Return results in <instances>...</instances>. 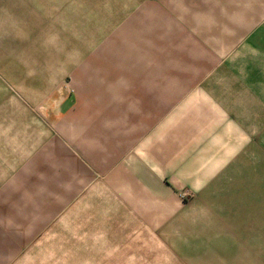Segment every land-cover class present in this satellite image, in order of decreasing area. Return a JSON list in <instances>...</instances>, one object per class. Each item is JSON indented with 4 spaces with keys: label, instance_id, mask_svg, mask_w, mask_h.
Wrapping results in <instances>:
<instances>
[{
    "label": "rangeland",
    "instance_id": "1",
    "mask_svg": "<svg viewBox=\"0 0 264 264\" xmlns=\"http://www.w3.org/2000/svg\"><path fill=\"white\" fill-rule=\"evenodd\" d=\"M21 4L17 11L31 14L28 21L34 23L24 42L30 39L34 44L39 33V43L45 46L20 53L30 61L31 80L24 82L27 68L23 66L14 83L0 76V108L31 112L35 124L53 127L62 147L64 129L70 125L73 151L70 158L62 150L57 152L51 180L34 179L26 186L16 181L22 195L6 194L10 187L3 184L9 181L0 180V224H5L2 229L7 233L0 237V253H39L52 258L38 261L45 264H97V254L118 253L126 246H114L112 236L117 229L112 226L126 220L124 210L133 207L136 225L151 220V252L135 264H161L160 209L165 204L191 202L195 184L207 187L212 163L223 162L226 155L232 159L218 164L221 172L230 171L231 166L244 168L240 176L232 175L231 187L248 197L249 211L258 209L264 222V35L253 36L247 50L186 52L181 36L177 43L176 36L161 35L158 4L147 0H34ZM49 39L52 46L46 44ZM41 78L47 81L50 100L47 94L33 90ZM177 81L184 83L175 84ZM164 90L168 96L173 91L193 92L196 99L169 96L160 100L158 93ZM145 92L152 95L153 119L157 118L152 151L167 153L168 169L176 168L166 176L153 174L152 194L147 198L138 194L139 188L135 196L120 194L122 190L115 188L117 180L103 179L110 173L96 169L103 156L96 155L95 149L113 147L111 134L117 130V120L127 114L130 103L142 104L139 98ZM64 96L71 108L65 114L59 112ZM189 102L199 107L200 114L199 125L192 127L180 124L177 115ZM39 107H54L55 122L52 116L48 121ZM165 115V138L159 141V118ZM15 117L25 119L21 113ZM15 117L11 120L16 122ZM21 123L24 121L17 123L19 130ZM35 133L28 135L36 139ZM39 184L40 189L35 188ZM249 215V224L258 221ZM11 219L17 220V226ZM251 239L255 243H244L247 250H216L213 245L211 250L206 245L199 250L185 245L190 248L183 258L168 264H264V234ZM173 243L168 249H175Z\"/></svg>",
    "mask_w": 264,
    "mask_h": 264
},
{
    "label": "crops",
    "instance_id": "2",
    "mask_svg": "<svg viewBox=\"0 0 264 264\" xmlns=\"http://www.w3.org/2000/svg\"><path fill=\"white\" fill-rule=\"evenodd\" d=\"M33 1L0 0V76L5 78V81L12 79L14 83L17 74H19L18 68L20 66H23L24 69L27 68L23 72L26 75L23 79L24 82L28 79L31 80L30 61L28 58L24 60L20 53L40 51V46H45V44L39 43V33H37V42L34 44L29 42L30 39L24 42L25 36L29 35V28L32 29L34 23L28 21L29 17L32 16L31 14L26 13L25 15L24 12L17 11V8L19 9L21 3L29 4ZM147 1L151 4H158L163 30L161 35L166 38L169 35L176 36L177 43L181 36L185 46L182 50L186 52L225 53L247 50L253 36L264 35V0ZM34 18L39 20L40 17L34 15ZM51 34V41L53 42L54 26ZM49 41L50 39L46 44L52 46ZM196 45H200V47H196ZM176 50L179 49L176 48ZM212 66H215V63ZM201 67L203 66L201 65ZM46 82L45 79L41 78L38 82L39 85L33 90L47 94L48 100H50ZM163 83L167 84L166 81ZM174 83L183 84L184 81ZM197 83L200 81L198 80ZM169 94L171 99L188 101L196 99L194 93L188 91H173ZM141 95L142 98L139 99H143V103L138 105L134 102L130 103L127 114L117 120L119 123L117 130L115 128L111 134L113 147L110 150L103 148L99 150L95 147L96 155L103 156L101 162L97 161L96 169L102 173H110V176L106 175L107 177L105 176L103 179L117 180L115 188L122 190L119 192L120 194L135 196L136 189L139 188V195L150 197L153 174L166 176L170 173L167 171H174L176 168L168 169L167 153L155 154L152 151L153 122H157V118L154 117L153 119L151 93L145 92ZM158 95L160 100L166 101L169 98L168 92L165 90L159 92ZM155 96L157 97V95ZM67 100L68 96H64L60 100L63 107L59 108V112H63V114L71 109L67 105ZM193 103H187L185 108L183 104V108L177 114L180 118L178 119L180 124L191 127L199 125L197 124L199 122L197 118L200 115L199 107H194ZM160 105L166 107L165 102H161ZM39 111L48 117V121L52 116V120L55 122L54 107L52 109L39 107ZM17 113L23 114L25 119H17L15 117ZM13 117H15L16 122L11 120ZM33 117L34 114L23 109L5 110L0 108V180L9 181L7 184H3L7 188L10 187V192L6 191V194H15L16 192L19 195L23 194L21 190L17 191L16 181H23V185L26 186L29 181L34 179L51 180L53 177L50 174L55 176L57 152L62 150L67 158H70L72 154L70 125L69 128L67 126V130L66 127L64 129L65 140L62 147L61 139L56 138L53 127L49 124H35ZM165 117L166 115L159 118V128H157L160 133L157 138L159 141L165 138L162 135V132H165L167 128ZM21 120L24 123H21V130H19L20 124L17 123ZM35 126L37 127L36 130ZM28 133L32 135L35 133L37 138H30ZM101 135L104 137V132ZM231 159V155H226L223 162L214 161L212 163L213 165L207 173L208 177H206L208 180L207 187L202 186L203 183L200 182L195 184L193 188L194 198L191 202L180 201L170 206L165 204L160 209L158 226L161 236L160 242L163 244L160 253L161 264L181 260L182 254L190 248L185 245H193L192 248L199 250L201 245H206L208 250H211V245L216 250L223 251L247 250L244 243L254 242L253 239L249 240V237L264 234L261 212L258 209L249 211L248 197H242L244 195L242 193L238 195V191L231 187L232 175L240 176L244 168L231 166L230 171L221 172L222 166H218V164L230 163ZM44 185L45 183L41 184L42 187ZM41 186L39 184L35 188L40 189ZM124 211L127 212L128 218L123 221H115L112 227L117 229V234H113L112 239L114 246L123 244L126 246L118 253L97 254L95 257L97 264H120V260L131 262L127 264H135L136 260H145L149 257L148 254L151 252V220L147 222V225L145 223L136 225L135 218H132L131 214L134 212L133 207H127V210ZM249 214H252V220L256 218L258 221H255L254 224L251 221L249 224ZM3 217L9 219L6 215ZM11 222L14 226L18 224L16 219H11ZM37 225H32L31 228L37 227ZM4 226L5 224H0V237L7 234L3 232ZM55 226L56 223L50 227L54 228ZM69 226L67 225V227ZM124 228L127 229L126 234ZM146 236L148 237L146 238ZM169 243H176L175 249H168ZM217 246L220 247L217 248ZM45 259L52 258L41 257L39 253L31 252H23L18 255L16 252L0 253V264H30L31 262L28 263L29 260L36 261L32 264H45L38 262ZM105 261H111V263Z\"/></svg>",
    "mask_w": 264,
    "mask_h": 264
}]
</instances>
